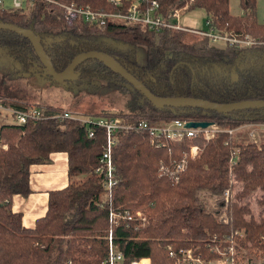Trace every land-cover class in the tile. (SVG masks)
<instances>
[{
    "label": "trees",
    "instance_id": "trees-1",
    "mask_svg": "<svg viewBox=\"0 0 264 264\" xmlns=\"http://www.w3.org/2000/svg\"><path fill=\"white\" fill-rule=\"evenodd\" d=\"M53 1L35 0L26 9L0 6V22L33 30L57 72L64 71L80 53L100 51L113 56L161 97L184 96L216 103L264 100V45L221 47L208 37L190 43L185 37L191 32L156 31L118 20L105 26L80 19L69 22L57 2L91 5L96 10L116 13L124 12L129 2L123 7L109 0ZM159 2L163 14L191 2L190 10H205L210 16L209 26L216 31L264 38L257 0H240L242 15L231 13L230 0ZM139 50L145 55L144 63ZM0 51L11 58L9 70L0 73V104L6 107L29 108L27 101L19 104L10 100L27 99V91L14 90L21 86L14 80L48 78L70 89L97 79L106 83L102 104L107 102V108L87 112V118L119 116L132 124L181 119L221 128L208 139L199 134L160 147L144 132L118 133L112 152L117 183L108 189L104 175L96 171L107 136L96 124L65 117L69 111L48 106L37 107L43 113L40 119L2 125L0 264H103L109 255L107 237L111 230L124 254V264L144 258H150L151 264H175L171 251L178 253L180 248H191L195 254L212 259L216 257L213 246L227 239H234L240 250L258 247L264 253V214L257 220L251 203H243L261 191L259 204L264 205V141L257 144L226 131L264 123V108L227 113L190 107L159 108L96 59L82 62L74 78L58 82L43 66L32 42L10 30H0ZM256 53L261 57L252 56ZM114 92L122 93L126 109H115V101L107 95ZM90 130L95 131L92 137ZM195 145L199 151L193 156L191 148ZM55 152L68 155L69 185L49 192L46 214L36 220L34 228H27L22 213L13 210V197L31 194V166L50 163ZM179 163H184L182 171H177ZM237 184L242 190L225 201L226 192L233 193ZM120 210L130 211L134 218L114 224L111 213ZM138 211L142 216H137Z\"/></svg>",
    "mask_w": 264,
    "mask_h": 264
},
{
    "label": "built area",
    "instance_id": "built-area-1",
    "mask_svg": "<svg viewBox=\"0 0 264 264\" xmlns=\"http://www.w3.org/2000/svg\"><path fill=\"white\" fill-rule=\"evenodd\" d=\"M35 0H13V8L26 9L29 4H33ZM54 2L53 0H47ZM111 3L117 6H123L129 2V6L124 12H107L104 10L93 9L91 5H81L78 3L63 4L59 3L64 10V16L67 21L72 22L76 19H80L88 24L105 26L107 22L111 20H118L123 23L140 24L151 30L160 31L162 29L169 30H181L196 33L208 37L214 44H224V46H233L236 48H247L254 45H264V38H257L250 34H230L228 32L216 31L211 29L205 31L198 28H191L181 24L182 15L190 10V3L187 2L182 7H177L171 10L167 14H163L159 0H109ZM193 1V0H190ZM6 0H0V6H5ZM210 24V22H208ZM17 110V124H24L29 119H40L43 116L42 110ZM79 114L67 112L65 117L76 118L81 121L90 122L96 124L99 128H102L107 136V143L105 150L101 156V165L96 171L104 175L105 187L113 188L116 183V169L112 159V152L117 144L118 133L127 134L131 131H141L146 133L151 141L158 147L167 144V142H180L185 138L197 137L199 134H203L207 139L215 136L216 133L221 131V128L217 124H211L207 128H191L187 127L189 121L174 119L170 122H164L163 124H151L147 121H140L138 124L129 123L125 124L120 117H98V118H82ZM219 128V129H218ZM234 130V129H233ZM232 129L226 130L229 133H233ZM89 135L92 137L95 135L94 130H90ZM254 135V133H252ZM6 147V146H5ZM199 146L195 145L191 148L193 156L197 155ZM184 162V161H183ZM184 163L177 165V171H182ZM232 192L229 190L225 194V201H229L232 196ZM137 216H142L140 211L137 212ZM134 215L126 211H113L111 213V222L118 223L120 219L132 220ZM145 220V218H144ZM109 240V255L103 262V264H124V254L120 248L114 242L113 230L108 235ZM235 243V245H234ZM224 244V245H223ZM238 244L234 239H227L221 245L216 244L212 251L216 254V257L207 259L200 255L195 254L191 248H180L176 253L171 251V256L175 258V264H243L239 263V258L248 259L247 264H264V253L250 252L244 257H239L237 249L241 251ZM145 259L133 261L132 264L142 263Z\"/></svg>",
    "mask_w": 264,
    "mask_h": 264
},
{
    "label": "rangeland",
    "instance_id": "rangeland-1",
    "mask_svg": "<svg viewBox=\"0 0 264 264\" xmlns=\"http://www.w3.org/2000/svg\"><path fill=\"white\" fill-rule=\"evenodd\" d=\"M230 10L231 13L234 15H242L244 13L240 5V0H230ZM257 14L259 21L264 22V0H257ZM209 17L210 16L206 13L205 10L197 8L190 10L184 15H182L181 24L191 28H199L205 31H210L212 29L208 24ZM223 32H228V31L223 30ZM228 33L236 34L237 32H228ZM187 34L188 36L186 35L187 37H185V39L187 42L190 43L195 41L200 42L203 40V38H206L203 35H199L192 32L190 33L191 35H189V33ZM216 46L223 47L224 44L222 43L216 44ZM139 51H140L139 58L141 62L144 63L145 55L141 50ZM252 56L261 57L258 53ZM10 67H11V58L8 55H6L4 52L0 51V73L5 74ZM18 81L21 82L22 87L17 85L14 90L19 89L18 92L27 91L28 92L27 99L26 100L18 99L19 101H17L11 98L10 100L11 101L14 100L19 104H24L27 101L28 107L32 111L37 110V107L44 109L48 106H57L64 108L61 110H66L71 113L80 114L79 116H82V118H87L88 116L86 117L85 113L88 112L89 114H93L90 111L97 110V112H99L102 109L107 108V102L105 105L102 104L103 101L102 90L104 88V85L106 84L104 81L99 82L97 79L95 80L88 79L86 81H83V83L81 84H76L74 87L70 89L66 88L65 85H59V84L55 85L48 78L44 79V78L35 77V78L14 80V82H18ZM99 85H103V86H99ZM113 94H118L119 97L114 98ZM107 95L109 100L111 98L113 101H115L116 104L115 109L120 110L125 108V105L127 103L125 98L122 96V93L114 92ZM121 105H124V107H121ZM120 118L125 124L131 123V122L129 123L125 122L126 120L123 117ZM17 122H18L17 110L6 107L3 104H0V128L4 124H10V123L15 124ZM252 133H254V135H252ZM233 134L241 136L243 138H248L256 142L257 144H261L262 141H264V123H251V124L242 125L239 128L234 129ZM241 190H242L241 185L237 184V186H235L233 190L232 197H235V195H237ZM262 194L263 193L261 191H258L253 195L248 196L243 201V203H248V202L251 203V208L253 209L252 215H254L257 220H259L262 213L264 214V205L259 204V201L262 198ZM222 216H224V213L222 214ZM259 251L260 250L258 247L243 248L241 251L237 249L239 257H244L250 252L258 253ZM144 259L145 260L139 264H151L150 258H144ZM238 261L239 263L247 264L248 259L239 258Z\"/></svg>",
    "mask_w": 264,
    "mask_h": 264
},
{
    "label": "water",
    "instance_id": "water-1",
    "mask_svg": "<svg viewBox=\"0 0 264 264\" xmlns=\"http://www.w3.org/2000/svg\"><path fill=\"white\" fill-rule=\"evenodd\" d=\"M0 30H10L20 35L27 37L33 44L36 54L38 55L43 66L47 69L48 73L58 82H66L75 77L74 73L76 68L88 59H96L104 63L109 69L115 73L120 74L126 79L133 87L144 94V96L156 107H174V108H201L205 110H214L217 112L227 113L236 110L244 109H261L264 108V100H244L232 103H216L208 100L192 98V97H161L155 95L149 90L142 81L138 80L132 75L120 62L108 53L100 51L84 52L77 55L69 66L62 72H57L53 66L50 56L45 51L42 45L41 38L34 33L33 30L23 28L15 24L0 22ZM211 124L208 122H195L189 121L187 127L191 128H207Z\"/></svg>",
    "mask_w": 264,
    "mask_h": 264
},
{
    "label": "crops",
    "instance_id": "crops-1",
    "mask_svg": "<svg viewBox=\"0 0 264 264\" xmlns=\"http://www.w3.org/2000/svg\"><path fill=\"white\" fill-rule=\"evenodd\" d=\"M3 8L12 9L13 0H6ZM209 19L210 17L208 22ZM68 185V155L65 152H55L51 155L50 163L31 166L30 187L32 192L29 196L15 195L13 210L22 213L25 227L34 228L36 220L43 217L48 210L49 192L66 188Z\"/></svg>",
    "mask_w": 264,
    "mask_h": 264
}]
</instances>
